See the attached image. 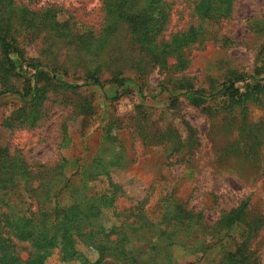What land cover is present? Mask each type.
Instances as JSON below:
<instances>
[{
	"label": "rangeland",
	"instance_id": "obj_1",
	"mask_svg": "<svg viewBox=\"0 0 264 264\" xmlns=\"http://www.w3.org/2000/svg\"><path fill=\"white\" fill-rule=\"evenodd\" d=\"M15 1L35 11L52 9L58 20L100 37L87 46L90 55L77 54L75 61L79 62L74 67L68 62L52 75L55 86L44 89L46 97L41 106L29 110L30 120L19 118L23 114L19 108L24 107L20 97L0 87V153L6 150L16 170L54 173L77 169L97 156L104 159L93 164L108 171V177H100L89 190L102 192L110 182L123 192L115 207L105 211L108 234L128 217L126 222L135 226L127 235L133 237L135 231L148 239L155 235V242L156 231L142 224L135 228L137 223L130 216L142 207L158 218L155 205L161 197L203 211L210 223L220 219L221 210L229 212L245 201L252 212L264 218V91L229 107L215 102L195 107L185 96L186 85L208 90L213 82L220 84L237 75L251 84L264 79V0H228L227 16L218 23H203L204 40L185 47L180 66L177 56L165 57L164 64L154 63L142 53L140 71L133 66L140 56L135 55L130 35L109 41L103 36L104 0ZM165 1L172 4L167 40L201 23L194 14L196 0ZM51 40L43 34L32 44H23L27 57L43 61L73 56L61 41ZM94 54L103 65L99 72L103 88L91 85L86 78L87 69L93 72L96 66L87 61L96 59ZM119 71L132 77L125 90L109 82ZM68 85L79 88L71 91ZM16 87L23 90L21 83ZM171 95L178 97L175 106ZM64 98L76 104L87 100L93 115L78 116L71 104L63 103ZM109 127L114 143L105 141ZM16 193L15 201L25 200L20 189ZM54 195L56 205L73 203L62 186ZM243 230V226L234 225L231 233L239 237ZM74 239L79 254L70 264H119L120 260L103 258L104 243H96V247L91 246L92 240L87 245L82 238ZM192 243L193 247L200 245L199 241ZM188 248H173L174 264H217L227 251L220 245L206 253H187ZM252 249L264 264V224ZM20 255L26 258L28 252L20 251ZM31 262L36 264V259Z\"/></svg>",
	"mask_w": 264,
	"mask_h": 264
},
{
	"label": "trees",
	"instance_id": "obj_2",
	"mask_svg": "<svg viewBox=\"0 0 264 264\" xmlns=\"http://www.w3.org/2000/svg\"><path fill=\"white\" fill-rule=\"evenodd\" d=\"M227 1L196 0L194 14L201 23L173 34L167 40L165 32L171 3L165 0H104L103 36L108 41L122 35L131 36L135 55L140 56L133 65L135 71H140L142 53L154 63L164 64H167L165 57L177 56L180 66L185 47L204 40L203 23H218L227 16ZM44 11L31 10L15 0H0V87L23 101L24 107L19 108L23 114L19 118L24 120H30V109L42 105L41 101L46 97L44 89L55 86L52 75L66 68L68 62L74 67L79 62L75 61L77 54L90 55L87 46L100 38H95L92 31H81L69 21L58 20L52 9ZM43 34L50 40L52 38L51 41H61L72 50L73 56L66 57L68 61L60 57H47L43 61L27 57L23 44H32ZM97 56L94 54L96 59L87 60L96 66L93 72L87 69L86 78L91 85L103 88L99 74L103 65ZM82 61L86 64L85 60ZM124 74V71L115 73L109 82L125 90L132 77ZM246 82V77L237 75L220 84L213 82L210 91L186 85L185 96L195 107L206 106L209 102L229 107L264 91V79L255 84ZM18 83L23 85L22 91L16 87ZM78 88L68 85L71 91ZM178 102V97L171 95V105ZM63 103L71 104L78 116L93 115V108L87 100L76 104L70 98H64ZM111 132L109 127L105 137L108 143L115 141ZM165 142L171 143L174 139H165ZM10 160L6 150L0 153V264H31L35 259L36 264H70L79 254L75 237L84 239L87 245L93 241L91 246L104 243L107 247L103 249V258L120 260L119 264H174L173 248L176 246H192L185 249L187 253L194 250L206 253L217 245L227 250L217 264H260L257 253H252V244L263 227L264 218L252 212L246 201L229 212L221 210L222 216L214 223L208 221L203 211L191 206L187 209V204L181 200L158 199L155 205L158 218L151 217L141 207L142 202H138L141 208L135 209L130 217L137 223L135 228L142 224L149 231H156L157 240L154 242L155 235L148 239L144 233L135 230H132L135 231L133 237L127 235V231L135 226L126 222L128 217H124L122 224L114 227L111 234L106 232L105 211L115 207L123 192L110 182L102 192L89 190L100 177L109 174L93 164L105 161L99 156L77 169L43 174L16 170ZM62 162L68 163V160ZM60 186L68 190L72 205H56L54 202V193ZM19 189L25 196L24 201L13 199L17 198ZM163 224L166 225L164 229ZM234 225L244 227L239 237L231 233ZM193 241H199V247H193ZM143 243L147 244L146 247ZM20 251L28 252L27 257L22 258Z\"/></svg>",
	"mask_w": 264,
	"mask_h": 264
}]
</instances>
